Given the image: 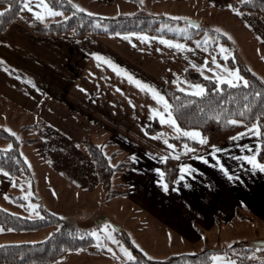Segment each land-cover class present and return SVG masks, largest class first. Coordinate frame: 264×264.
Segmentation results:
<instances>
[{
  "label": "crops",
  "instance_id": "0c3cea01",
  "mask_svg": "<svg viewBox=\"0 0 264 264\" xmlns=\"http://www.w3.org/2000/svg\"><path fill=\"white\" fill-rule=\"evenodd\" d=\"M65 1L73 8L74 4L81 5L82 9L88 11L75 9L92 15L166 16L177 21L162 23L178 27L186 23L182 17H189L201 25L206 16L212 20L216 16H227L228 19L250 16L257 20L260 15L250 10L233 12L226 6L232 0H144L143 4L140 0ZM28 2L31 8L44 11L42 7H37V0ZM2 7L0 4V9ZM66 15L67 12L62 10V14L45 15L41 20L22 3L15 19L0 33V128L7 124L14 125L29 131L24 138H32L31 134H35L37 140L34 143L45 140L46 145L57 150L55 154L60 153L57 157L68 165L58 168L52 165L53 171L61 176L60 180H66L69 187L75 186L85 193L91 191L85 188L88 175H93V183L100 184L95 166L81 144L83 138L90 135L106 155L117 159L116 163L123 158L128 162L123 170L115 171L119 174V184L127 188L120 196L129 197L133 193L134 198L132 195L130 197L136 205L152 211L174 235L200 241L203 234L193 224L204 233L215 224L219 232L221 224L232 220L257 219L264 224V172L259 169L252 171L247 161L236 158L242 152L248 154L243 145L253 149L257 141L261 142V137L250 131L216 145L219 162L239 177L236 181L230 180L216 166L212 147L193 149L192 152H185L183 148H169L170 143L166 144L164 140L180 135H173V126L162 124L159 116L153 113V108L163 111V105L149 91L142 90L105 62L113 61L134 77L154 85L163 94L165 84L170 85L177 77L186 79L184 71L194 69L192 61H186V50L155 39L144 41L136 36L126 39L123 36L93 33L81 36L70 32L37 34L30 29L33 21L44 24ZM148 34L152 37L160 35ZM164 36L186 44L176 37ZM92 53H98L104 59L98 60ZM259 59L262 74L250 71L261 79L264 77V53ZM154 121L160 125L157 132L159 137L157 133L146 131ZM104 148H107L106 152ZM174 152L178 156H174ZM132 154H135V159ZM200 155H206V161L196 158ZM164 157L176 163V174L167 191L157 183L160 176L155 171L161 169ZM182 163L191 164L196 170L192 175L185 174L184 179H178ZM70 165L78 168H70ZM16 181V177L0 173V201L12 197L11 190ZM5 193H8V197ZM104 198L108 201L113 197ZM235 209L250 216V219L236 218ZM49 211L54 212L53 209ZM24 232L11 229L0 231V245L9 243L10 239L18 240ZM79 249L83 251L80 257L89 253L86 249Z\"/></svg>",
  "mask_w": 264,
  "mask_h": 264
},
{
  "label": "rangeland",
  "instance_id": "374dc122",
  "mask_svg": "<svg viewBox=\"0 0 264 264\" xmlns=\"http://www.w3.org/2000/svg\"><path fill=\"white\" fill-rule=\"evenodd\" d=\"M258 16L259 19L257 20L253 19V17L250 18V16H234L229 19L227 16H216L212 20L210 16H206L205 20L203 19L204 23L201 22V25L212 30L208 31L209 36L216 37L218 35L219 39L209 40L206 45L203 43L198 45L196 41H203L205 30L198 33L194 37L195 43H186L190 46L188 49H185L186 61L189 62L191 60L192 65H195L194 70L205 77H212L222 72V69L212 63L213 57L216 58L219 64L226 67L238 68L239 65H242L249 71L253 70L262 74L261 66H259V57L264 53V38H261L264 37V18L262 15ZM245 21L248 23L246 24ZM162 24L168 25L161 23L160 27ZM168 26L166 27L167 30L169 28H179L172 24ZM180 26L187 29V35L179 31L173 32L186 38L190 37L189 25L183 23ZM215 28L223 29V32H227L231 36V39L225 36L227 40H222L221 36H224L223 32L217 34L214 31ZM216 43L225 44L227 49L231 51L232 56L228 57L229 63L224 55L215 47ZM205 46L208 49L207 51L204 50ZM205 57H207V66L201 68L200 65L205 63ZM218 58H223V60H218ZM212 68H216V72L211 71ZM185 80L187 79L179 80V87L177 83H174L175 80L169 86L181 90V88L190 87L193 83H200L189 81L190 83L185 84ZM1 127L6 131L7 128H11L20 139H16L8 132L12 136L0 138V147L6 149L7 144L12 143L13 147L23 157L29 170V174L20 173L15 176L17 181L11 190L12 197L7 199L2 198V201H0L1 207H6V210L21 216L35 217V210L29 211L27 207L29 200H31L33 203L39 205L37 210L42 215H44L45 210L53 209V213L68 221V226L73 225L89 229L90 235L93 230L99 229L102 232L103 225L107 221L109 230L114 229L113 235L115 240L120 241L125 247L129 248L125 244L124 238L129 239L136 247L139 245L137 248L143 249L142 252L144 254L147 253L146 256L150 258H166L172 252L209 251V264H223L225 259L233 260L236 264H239L235 257L229 254L226 247L234 243H241L244 246H253L248 254L252 262L264 261V245L258 243L259 241H264V224L257 219H253L252 221L232 220L230 223L221 224L222 229L219 232L216 230L218 226L215 224L213 228L203 233L205 238L202 236L200 241H191L189 238H184L183 235L179 234L174 235L162 222L158 221L152 211L136 205L132 199V197L134 198L133 193H131L132 197H130L131 195H128L129 197L117 196L108 201L105 200V192L98 182H92L94 178L92 174L88 175L89 178L85 187L88 190L91 189V191L85 193L77 190L75 186L69 187L66 180H60L61 176L57 175L52 169V165H56L57 168L68 166L64 163L63 159L57 157L60 153L55 154L57 152L55 148H50L48 144L46 145L45 140L42 143H34L33 141L37 140V138H34L35 134H31L32 138H24L29 132L25 128H18L10 124ZM188 138L191 139L190 137ZM25 141L32 143H26ZM50 142L52 141L50 140ZM54 143L55 141L52 145ZM104 151L106 152L107 148H104ZM109 160L110 164H115L117 161V159L113 158H109ZM124 160L125 158L121 161ZM71 167L77 166L70 165ZM119 182V174L114 171L110 176L109 186L120 187L118 185ZM53 190L55 194H53ZM26 192L31 193L27 199L24 195ZM84 195L85 199L83 198ZM61 227V223H55L43 229L25 231L24 235H19L18 240L10 239L9 243L39 241ZM91 237L93 240L90 247L98 251L85 253V257H80V253L83 252L81 249L75 252L68 250L65 254L57 257L54 262L52 261V264H122L128 260L114 241L102 238L100 243H108L115 254L110 253L106 248L99 247L96 238L92 235ZM14 239H17V237H14ZM240 250L239 248L238 252H241ZM213 256H218L221 259L214 262Z\"/></svg>",
  "mask_w": 264,
  "mask_h": 264
},
{
  "label": "trees",
  "instance_id": "16d2710c",
  "mask_svg": "<svg viewBox=\"0 0 264 264\" xmlns=\"http://www.w3.org/2000/svg\"><path fill=\"white\" fill-rule=\"evenodd\" d=\"M22 3V0H0V4L3 6L2 9H5L4 12H0V33L15 19ZM47 3L53 8L67 12V19L64 17L44 24L33 21L30 24V29L34 33L59 35L70 32L76 36H81L87 33L109 34L110 32L142 31L176 37L188 44H193L195 43L194 37L207 29L200 24V27L188 24L190 37L186 38L176 32L160 27L162 22L171 23L177 21L174 18L151 14L106 17L76 10L65 0H47ZM231 4L233 7L239 8L240 11L250 10L258 12L264 18V0H245L243 4L239 0H232ZM207 31L212 30L207 29ZM221 38L222 40H227L223 35ZM218 60H223V58H218ZM228 61L229 59H227ZM238 68L241 74L251 82L248 88L242 86L230 88L226 83H222L221 87L224 91L213 93L211 89L216 87L215 81L209 79L210 77L202 76L191 68H187L184 71V76L190 81L206 85L207 91L203 96H196L194 93L184 92L167 84L163 86V95L172 105L170 111L180 126L186 129L198 128L202 135L207 137V141L201 144L199 141L188 137L172 136L168 138L170 144H174L177 149L182 150L184 143L187 142L192 149L205 150L212 145L226 141L237 133L243 132L251 123L256 122L257 116H260V123L264 124V95L256 96L254 94L257 91L264 93V83L257 75L247 70L244 66L239 65ZM245 104H248L249 108L245 109L242 115L240 110L244 108ZM217 114L220 115V120L215 118ZM229 116H234L236 119H244L245 124L226 123L225 121ZM159 129L160 125L154 121L146 128V131L150 134H155ZM261 132L264 133V128H261ZM9 135L4 129L0 128V138ZM260 137L261 151L257 154V159L264 162V135ZM81 144L95 166L98 180L105 191V197L111 198L123 195L126 192V186L119 184L120 187H110L109 179L114 171L123 170L128 162L121 161L114 165L110 164L108 161L110 156L102 151L100 145L90 135H86ZM0 167H4L13 177L20 173L29 174L26 162L14 147L12 149H2L0 147ZM161 169L164 173V180L170 186L176 174L175 161L168 158L164 159L161 163ZM43 214V218H30L0 207V225L5 229L35 231L55 223L62 224L59 230L53 231L51 236L42 240L0 245V264H48L69 249L83 248L89 253L98 251L90 247L93 239L89 229L73 225L68 226L66 219L49 210H45ZM234 215L238 219H250V216L238 209H235ZM193 225L199 233H204L200 227ZM203 236L205 238L204 234ZM124 242L131 249L136 260H126L122 264H209L210 261L209 251L180 252L169 254L166 258H150L129 239L124 238ZM239 248L241 252H238ZM252 248L253 246H244L241 243H234L226 247L229 254L234 256L239 264H264V261L252 262L249 259L248 254Z\"/></svg>",
  "mask_w": 264,
  "mask_h": 264
},
{
  "label": "snow or ice",
  "instance_id": "6c2138e0",
  "mask_svg": "<svg viewBox=\"0 0 264 264\" xmlns=\"http://www.w3.org/2000/svg\"><path fill=\"white\" fill-rule=\"evenodd\" d=\"M24 7L28 8L29 11H32L33 14L43 20L45 15H56V14H62V10L61 9H57V8H53L51 7L48 3L47 0H37V7H42L44 9V11H38L35 10L33 8L30 7L28 0H22ZM239 2L241 4H243L245 2V0H239ZM140 3L143 4L144 0H140ZM75 8L77 9H81L83 11H88L87 9H82L81 5L79 4H74L73 5ZM228 8L232 9L233 12L236 13H240V9L233 7V5L231 3L226 5ZM9 7H11V5H9ZM5 9H0V12H4ZM242 14V13H241ZM165 15H171L170 13H165ZM178 19L181 17H177ZM65 19H67V17H65ZM182 19L188 21L189 24L194 23L193 21H191V19L189 17H182ZM245 23L247 24L248 22L245 21ZM169 27L168 25L162 24L161 28H166ZM196 27H200L199 24H196ZM249 27H251V25H249ZM169 31H179L181 33H183L184 35H187V29L184 27H179V28H169ZM214 31L219 34L220 32H223V29L220 28H215ZM224 36H227L229 39H231V36L227 33V32H223ZM109 35H117V36H123L126 39H130L131 37H139L141 40L144 41H148L151 42V40L155 39V40H159L160 42H162L163 44L169 45V46H175L177 49H188L190 46L182 43L179 40H173V39H168L166 38L164 35H157L155 37L150 36L148 33L146 32H117V33H112L110 32ZM264 38V37H261ZM219 36L217 35L216 37H212L208 35V31L207 29H205V35L203 38V41L201 40H197L196 43L199 44H207V42L209 40H218ZM215 47L219 50V52L224 55L225 59H228L229 56H232V53L230 50L227 49L226 45L223 43H216ZM205 51H207V47L205 46L204 48ZM93 56H96L98 60L100 59H104L103 57L100 56V54L98 53H92ZM106 63L110 64V66H112L114 69H117L118 72L122 75H126L128 77V79L130 80V82H134L139 88H141L142 90H147L149 91L153 97L163 105V111H161L160 109L157 108H153L152 111L155 115H158L160 118V122L162 124H170L173 126L174 132L173 135H180V136H184V137H190L192 140H198L201 144L205 143L207 141V137L203 136L200 129L198 128H182L180 126V124L177 122V119L173 116L172 112L169 111V109L172 108V105L168 102V100L165 98V96L160 93L154 85H151L150 83H147L145 81H142L136 77H134L130 72H128L126 69L121 68L119 65L115 64L113 61L111 60H106ZM212 63L216 64L218 68L222 69V72L218 75H214L212 77H210L209 79H212L215 81L216 83V87L211 89V91L213 93L215 92H223L224 89L221 87L222 83H226L230 88H236V87H244V88H248L250 86V81L245 78L244 75L241 74L239 68H229L226 67L225 65L219 64V62L216 60L215 57L212 58ZM195 66V65H193ZM207 66V57H205V63L200 65L201 68H204ZM216 68H212L211 71L216 72ZM183 79L182 77H177V80L174 81V83L178 84L179 87V80ZM262 80H264V77H261ZM29 83H31V80H29ZM185 84L190 83L189 81L185 80L184 81ZM181 91L184 92H192L194 93L196 96H203L205 94V92L207 91L206 85L202 84V83H193L190 85V87L187 88H181ZM256 96H262L264 95V93L262 92H255L254 93ZM249 105L245 104L244 108L241 109V114L243 115V112L245 109H248ZM165 112H167V118L165 117ZM217 120H220L221 117L220 115H216L215 117ZM226 123H230V124H237V125H243L245 124V120L244 119H236L234 118V116H229L228 119L225 121ZM261 128H264V124L260 123V116L256 117V122L251 123L249 125L248 128L244 129L243 133H237L235 137H233V139L238 138L240 135L246 134L248 132H255V134L257 136H261L264 135V133L261 132ZM7 131L10 132L16 139H20V137L13 132V130L11 128H7ZM159 137V133L156 134ZM164 142L166 144H169V141L167 139L164 140ZM261 142L257 141L256 146L253 149H249L248 145H243V149L248 151V154L245 153H241V155L237 156V159H242L244 161H247L251 166H252V171H256L257 169H259L260 171L264 172V162L260 161L257 159V154L260 153L261 151ZM7 149H12L13 148V144L12 143H8L7 144ZM213 148V156H216V145H212L211 146ZM169 148L175 149L176 145L174 144H169ZM183 150L185 152H192L194 151L192 148L189 147V144L187 142L184 143L183 145ZM174 156H178V153L174 152L173 153ZM132 158L135 159V154H132ZM165 159L167 157H164ZM199 160H203L206 161L207 157L206 155H200L196 157ZM216 160H217V164L216 166L218 168H220L227 176L230 180L236 181L239 179V177H237L234 173L230 172L228 168L225 167V165L223 163H220L219 160V156H216ZM110 162V160H109ZM196 169L193 168V166L191 164H181L179 166V172H180V176L178 177V179H184L185 174L187 175H192V172L195 171ZM155 171L159 174L160 178L157 180V183L161 184L163 186V189L165 191L168 190V184L167 182L164 180V173L163 170L160 168L155 169ZM0 173H5V175H11L10 173H8L6 171V169L4 167H0ZM22 187V185H21ZM179 190V189H177ZM53 194H55V191L53 190ZM6 197H8V193L4 194ZM25 198L27 199L29 195H31L30 192H26L24 193ZM10 198V197H9ZM23 207V205H22ZM28 210L29 211H34V216L35 217H42V213L40 211H38L37 209L39 208V205L36 203H33L31 200H29L28 202ZM58 215V214H57ZM32 218V217H30ZM5 230L3 226H0V231ZM114 229H112L111 231L109 230L108 227V222L106 221L103 225V229L102 232L101 230H93L91 235L93 237L96 238L97 241V245L99 247L102 248H106L110 253H113V249L112 247L108 244V243H100V240L103 238L105 240H109V241H114L118 246L120 251L123 253V255L125 257H127L128 260H136V257L132 254L131 250L127 247L124 246L123 243H121L120 241L115 240V237L113 235ZM49 236L52 235V233L48 234ZM137 247H139V245H137ZM69 251H72V249H69ZM76 251H80V249H76ZM141 251H143V249H141ZM145 255H147V253H145ZM119 258V257H118ZM61 259H63V257H61ZM213 261L216 262L217 260L221 259L218 256H213ZM223 264H236L235 261L233 260H224Z\"/></svg>",
  "mask_w": 264,
  "mask_h": 264
},
{
  "label": "water",
  "instance_id": "95a60500",
  "mask_svg": "<svg viewBox=\"0 0 264 264\" xmlns=\"http://www.w3.org/2000/svg\"><path fill=\"white\" fill-rule=\"evenodd\" d=\"M184 21H185L186 23H188V21H186V20H184ZM191 21L194 22V23L190 24V25H192V26H196V24H199L198 21H195V20H191ZM188 24H189V23H188ZM258 243L264 245V241H259Z\"/></svg>",
  "mask_w": 264,
  "mask_h": 264
}]
</instances>
